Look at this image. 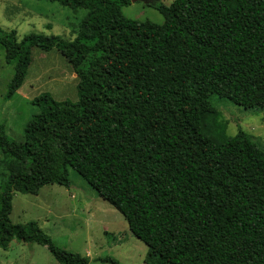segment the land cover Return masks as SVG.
Instances as JSON below:
<instances>
[{
  "label": "trees",
  "instance_id": "16d2710c",
  "mask_svg": "<svg viewBox=\"0 0 264 264\" xmlns=\"http://www.w3.org/2000/svg\"><path fill=\"white\" fill-rule=\"evenodd\" d=\"M86 11L75 39L0 29L21 89L33 49L56 50L78 102L42 94L21 142L0 129V249L44 247L57 264H89L34 222L10 220L15 194L70 188L74 170L120 213L154 264H264V151L230 137L211 99L264 118V0H174L162 25L122 17L130 0H36ZM104 263L117 264L106 259Z\"/></svg>",
  "mask_w": 264,
  "mask_h": 264
},
{
  "label": "rangeland",
  "instance_id": "374dc122",
  "mask_svg": "<svg viewBox=\"0 0 264 264\" xmlns=\"http://www.w3.org/2000/svg\"><path fill=\"white\" fill-rule=\"evenodd\" d=\"M174 0H130L121 15L137 23H164L154 8L170 7ZM86 11L36 0H0V29L15 32L20 41L29 34L75 39ZM14 74L0 49V129L15 142H21L26 123L38 113L31 102L48 94L56 102H78L77 79L56 50L33 49L25 82L17 94L4 101ZM212 106L228 136L238 131L249 135L264 151V118L259 110L245 111L230 102L213 97ZM1 161V156H0ZM70 188L49 185L38 196L15 194L10 220L13 224L34 222L61 250L89 260V264H154L147 247L134 238L124 218L105 202L74 170L68 169ZM6 172L0 165V185ZM0 264H57L41 246L11 242L0 249Z\"/></svg>",
  "mask_w": 264,
  "mask_h": 264
},
{
  "label": "water",
  "instance_id": "95a60500",
  "mask_svg": "<svg viewBox=\"0 0 264 264\" xmlns=\"http://www.w3.org/2000/svg\"><path fill=\"white\" fill-rule=\"evenodd\" d=\"M132 2H134V0H132Z\"/></svg>",
  "mask_w": 264,
  "mask_h": 264
}]
</instances>
